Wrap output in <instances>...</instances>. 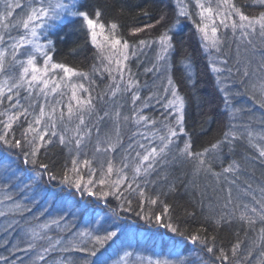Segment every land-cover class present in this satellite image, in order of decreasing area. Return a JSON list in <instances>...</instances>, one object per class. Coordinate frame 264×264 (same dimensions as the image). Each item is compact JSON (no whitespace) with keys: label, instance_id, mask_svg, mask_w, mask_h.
Wrapping results in <instances>:
<instances>
[{"label":"snow or ice","instance_id":"obj_1","mask_svg":"<svg viewBox=\"0 0 264 264\" xmlns=\"http://www.w3.org/2000/svg\"><path fill=\"white\" fill-rule=\"evenodd\" d=\"M253 3L262 9L257 15L245 14L233 0H176L172 17L161 14L154 24L131 30L159 29L133 45L117 22L105 35L101 10L89 11L86 0H0V247L9 252L0 255V264H135L126 259L133 253L123 249L116 258L97 255L120 238L114 221L121 211L154 219L180 238L177 244L193 246L185 248L191 255L147 264H264V0ZM190 17H197L226 118L221 138L202 150L185 130L187 97L170 74L174 36ZM77 21L98 50L87 72L53 60L52 37ZM145 49L155 54L144 69V75L153 74L152 85L142 83L128 63H142ZM183 69L192 80L190 57ZM243 97L259 107V118L240 103ZM154 103L163 109L159 119L145 111ZM241 144L247 150L237 158ZM54 148L64 155L59 170L48 160ZM176 169L181 175L173 180ZM178 183L214 226L239 229L227 250L216 247L215 236L185 235L153 210L159 204L169 211L161 198ZM57 203L64 205L61 214L41 221ZM73 216H88L100 228H62ZM56 229L61 234L54 237Z\"/></svg>","mask_w":264,"mask_h":264},{"label":"trees","instance_id":"obj_2","mask_svg":"<svg viewBox=\"0 0 264 264\" xmlns=\"http://www.w3.org/2000/svg\"><path fill=\"white\" fill-rule=\"evenodd\" d=\"M233 2L248 15H257L262 10L254 5L253 0H233ZM86 3L89 11L94 8L101 10L100 22L106 25L105 29H108L107 26L111 22H117L120 25L119 32L123 39L128 40L133 45L139 39H147L158 35L159 29L146 28L144 32L135 35L132 34V29L154 24L161 14L166 13L169 17H172L176 9V0H86ZM142 9L147 10L150 15H143ZM196 19L197 17H190L181 20L179 30L174 36L175 51L170 57V74L173 75L181 94L187 97L184 113L185 130L191 138L194 148L202 150L221 138L222 133L225 131L226 118L221 93L218 91L219 85L216 83L215 74L209 70L206 54L202 51L200 33L194 23ZM52 39L56 42L55 52L53 53L55 62L64 63L77 71L85 72L90 71L91 66L97 63L94 57L98 50L91 44L85 32L81 30L79 21L75 24L66 22ZM185 57H190L193 64L192 80L187 79L183 69ZM139 74L141 77L145 76L147 80L153 77L152 73L144 75L143 72L142 74L139 72ZM193 83L195 84L194 87H192ZM97 84H100L99 80H97ZM240 103L246 107H253L256 117L259 118L261 114L259 107L253 105L248 97L241 98ZM162 110L161 105H159L158 107L153 106L150 112L149 110L145 111L159 119V114ZM127 134H130V132ZM125 142H127L126 136ZM246 150L244 145H238L237 158ZM63 159L64 155L59 148H54L48 157V160L55 161L57 170H59ZM185 171L189 172L188 169H185ZM179 175H181V172L176 169L171 178L174 180ZM189 178L190 172L188 175H183L184 180ZM199 182L201 184L204 183L202 178H200ZM109 199L112 201V206L115 207L118 202L111 197ZM161 199L170 206L169 211L164 213L159 204L153 210L161 215L162 221L178 225L185 232V235L192 233L200 236L207 235L209 238L215 236L216 247H223L225 250L237 239L235 232L239 231V229H237L236 225L230 227L214 226L206 219V213L201 211L191 194L185 191L183 185L178 183L174 192ZM43 207V204L34 207L33 214L38 215ZM63 207L62 203H57L50 208V215L46 214L45 217H40V220L58 217ZM133 208L135 209V203ZM69 211H71V205H69ZM63 215L67 217L68 212H64ZM120 217V220L114 221L120 224V230L127 223L125 221L128 220L136 222L137 226L133 229L127 228L125 230L123 228L124 231L121 232L120 238L115 243H111L110 247L106 246V250L102 249L103 255L97 254L100 259L116 258L118 252L123 256L122 249L133 253V257L126 259H132L135 264H147L148 259L153 261L176 260L182 255H191L190 252H185V248L193 246L187 241L177 244L175 241L180 240V238L175 237V234L166 229L162 223L154 219L149 223L141 216L127 211H121ZM31 218L30 214L29 219ZM61 225L70 227L73 230L77 228L81 230L85 229V227L100 228L99 221L94 225L89 224L88 216H85L82 221L78 216H73L68 219L67 225L63 222ZM105 227H108V225H105ZM59 231L56 229L50 234L55 237V234ZM3 236L4 233L0 230V237ZM239 238L245 239L242 232ZM3 243V239H0V245ZM0 255L7 256L9 252L5 247H0ZM75 255L84 256L86 254L75 253Z\"/></svg>","mask_w":264,"mask_h":264},{"label":"rangeland","instance_id":"obj_3","mask_svg":"<svg viewBox=\"0 0 264 264\" xmlns=\"http://www.w3.org/2000/svg\"><path fill=\"white\" fill-rule=\"evenodd\" d=\"M104 34L105 35H108L109 33H108V29H105V32H104ZM98 39H100V40H103V37L101 36V37H98ZM145 51V53H146V55H141L140 57H139V60L140 61H142V63H138L136 60H135V58H130V61L128 62L129 63V66L131 67V69H132V71L134 72V73H139V72H141V74H142V72L144 73V69H145V67H150L151 66V62H155V54L153 53V51L151 50V49H145L144 50ZM132 61V62H131ZM134 61V62H133ZM144 68V69H143ZM75 79V78H74ZM139 79L142 81V80H145V81H147V83L149 84V85H151V84H153V77L150 79V80H147V79H145V76L143 77H141L140 75H139ZM144 81H142V83H143ZM143 94H144V92H142V96H143ZM148 94V90L147 89H145V95H147ZM160 104H155L154 103V106H156V107H158ZM163 111V110H162ZM102 114V113H101ZM125 222H127V223H125V225L123 226V228H125V230L127 229V228H130V229H133V228H135L136 226H137V223L136 222H133L132 220H128V221H125ZM61 227L62 228H64V226H62L61 225ZM123 228H122V230H121V232L122 231H124L123 230ZM58 231L60 230V229H57ZM59 234H61L60 233V231L59 232H57L55 235L57 236V235H59Z\"/></svg>","mask_w":264,"mask_h":264},{"label":"bare ground","instance_id":"obj_4","mask_svg":"<svg viewBox=\"0 0 264 264\" xmlns=\"http://www.w3.org/2000/svg\"><path fill=\"white\" fill-rule=\"evenodd\" d=\"M125 229V228H124ZM81 230H84V229H81ZM130 241V240H129Z\"/></svg>","mask_w":264,"mask_h":264}]
</instances>
